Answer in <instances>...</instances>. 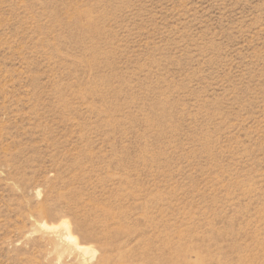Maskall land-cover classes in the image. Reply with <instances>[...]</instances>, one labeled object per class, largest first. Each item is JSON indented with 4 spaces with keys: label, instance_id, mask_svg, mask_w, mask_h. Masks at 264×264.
<instances>
[{
    "label": "rangeland",
    "instance_id": "rangeland-1",
    "mask_svg": "<svg viewBox=\"0 0 264 264\" xmlns=\"http://www.w3.org/2000/svg\"><path fill=\"white\" fill-rule=\"evenodd\" d=\"M0 264H264V0H0Z\"/></svg>",
    "mask_w": 264,
    "mask_h": 264
},
{
    "label": "bare ground",
    "instance_id": "bare-ground-1",
    "mask_svg": "<svg viewBox=\"0 0 264 264\" xmlns=\"http://www.w3.org/2000/svg\"><path fill=\"white\" fill-rule=\"evenodd\" d=\"M66 225V223H64ZM46 225V224H45ZM66 239L69 241L70 244H74L75 246L79 247V243L77 242L76 238L73 236V234L71 233V231H68L65 234ZM85 251H88L89 249L86 248L84 249Z\"/></svg>",
    "mask_w": 264,
    "mask_h": 264
}]
</instances>
